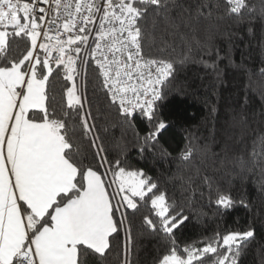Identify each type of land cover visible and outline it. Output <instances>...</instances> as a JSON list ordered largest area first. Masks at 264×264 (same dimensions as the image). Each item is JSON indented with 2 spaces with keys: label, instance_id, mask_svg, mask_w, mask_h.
Wrapping results in <instances>:
<instances>
[{
  "label": "snow or ice",
  "instance_id": "obj_1",
  "mask_svg": "<svg viewBox=\"0 0 264 264\" xmlns=\"http://www.w3.org/2000/svg\"><path fill=\"white\" fill-rule=\"evenodd\" d=\"M223 3L225 16L264 18V0ZM217 10L215 0H0V264L105 261L120 248L122 228L131 240L129 215L143 211L144 225L165 241L155 264H237L255 231L216 233L202 247L180 241L183 207L124 153L109 154L89 97L91 84L130 125L143 118V144L154 146L170 126L159 102L183 60L166 54L167 41L154 54L146 22L161 16L188 52L211 56ZM245 125L238 114L241 141ZM194 151L190 142L182 159ZM250 157L264 171V136ZM216 203L234 200L217 192Z\"/></svg>",
  "mask_w": 264,
  "mask_h": 264
},
{
  "label": "trees",
  "instance_id": "obj_2",
  "mask_svg": "<svg viewBox=\"0 0 264 264\" xmlns=\"http://www.w3.org/2000/svg\"><path fill=\"white\" fill-rule=\"evenodd\" d=\"M215 2L218 10L211 23L215 30L211 56L195 47L188 52L161 16L153 14L146 22L147 31L156 38L154 54L167 41L170 47L166 54L178 62L183 60L177 63L175 77L159 102L162 118L170 126L158 143L144 145L149 125L143 118L130 125L109 107L103 92H92L91 84L89 97L109 154L124 153L133 168L152 176L183 207L189 219L177 233L180 241L202 247L216 233L222 236L251 228L255 235L242 245L237 264H264V171L252 168L250 157L254 139L264 136V76L260 74L264 68V18L225 16L223 0ZM253 3L259 5L260 0ZM208 27L207 22L201 24L202 29ZM89 78H95L91 71ZM63 87L64 82H55L56 98L62 103ZM238 114L247 117L243 141ZM190 142L195 151L185 161L182 156ZM217 192L230 194L233 206L218 205ZM145 214L129 215L130 241L122 228L117 252L105 261L90 257L89 264H124L125 260L129 264H155L165 241L144 225Z\"/></svg>",
  "mask_w": 264,
  "mask_h": 264
}]
</instances>
